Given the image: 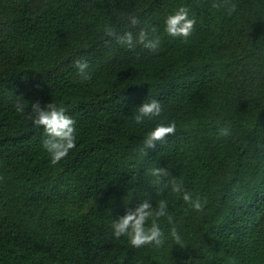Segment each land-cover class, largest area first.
<instances>
[{
    "label": "trees",
    "instance_id": "16d2710c",
    "mask_svg": "<svg viewBox=\"0 0 264 264\" xmlns=\"http://www.w3.org/2000/svg\"><path fill=\"white\" fill-rule=\"evenodd\" d=\"M214 2L224 0H0V264H264V0H230L231 12ZM181 6L197 20L186 41L165 31ZM109 25L118 36L153 26L159 48L130 50L105 36ZM151 99L161 115L137 124ZM35 102L76 122V147L55 165L28 119ZM170 121L176 134L138 155ZM155 167L206 199L203 211L158 192ZM161 199L182 247L167 217L160 248L114 237V219Z\"/></svg>",
    "mask_w": 264,
    "mask_h": 264
},
{
    "label": "clouds",
    "instance_id": "9594fccd",
    "mask_svg": "<svg viewBox=\"0 0 264 264\" xmlns=\"http://www.w3.org/2000/svg\"><path fill=\"white\" fill-rule=\"evenodd\" d=\"M213 8L227 7L229 12L235 11L236 5L231 4L230 0H224L223 4L213 3ZM130 24L135 27L140 24V20L135 17H129ZM166 29L168 35L172 37H182L185 41L192 35L197 24L195 14L190 15V9L181 6L174 14H171L166 19ZM105 36L114 38L119 44L126 46L130 50H134L137 45L155 52L160 45V37L156 35V28L147 26L140 29L137 35H133L131 31L123 35H117L115 28L105 26ZM74 66L78 69V74L82 80L91 79L89 71V63L84 59L74 61ZM28 103L17 100L15 108L18 113H25L28 109ZM31 110L28 112V119L37 128L43 127L45 138L43 139V147L51 156L53 165L64 159L69 152L76 147V127L75 120L67 115V109L54 102L47 105H41L39 102L31 103ZM162 112V104L151 99L145 101L136 109L134 120L140 124L144 119L158 117ZM177 125L175 121L168 123L160 122L153 130L148 132L143 138L141 145L136 149L138 155L147 156L149 150L155 149L157 144L166 142L169 136L176 134ZM220 136H228L230 127L219 128ZM147 175L153 177L152 184L157 188L158 192H163L167 188L176 194H182L183 200L196 211H203L206 199L202 200L199 196H193L192 192L185 188L182 179L171 177L168 169L164 167L150 168ZM2 179V177H0ZM162 217H167L169 224H172L170 229L171 237L179 246L182 245V237L179 234L173 218L168 212L167 200L161 199L156 206L148 201H142L135 209L128 208L125 215L119 219H114L111 225L114 237L119 239L127 237L130 244L135 248L144 247L146 245H154L160 248L165 243V233L160 226L159 220ZM150 222V223H149Z\"/></svg>",
    "mask_w": 264,
    "mask_h": 264
}]
</instances>
